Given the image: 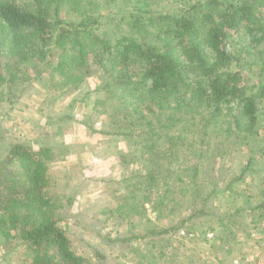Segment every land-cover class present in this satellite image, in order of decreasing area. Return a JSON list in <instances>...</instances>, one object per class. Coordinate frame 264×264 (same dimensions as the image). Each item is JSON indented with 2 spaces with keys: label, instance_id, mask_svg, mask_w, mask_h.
<instances>
[{
  "label": "trees",
  "instance_id": "16d2710c",
  "mask_svg": "<svg viewBox=\"0 0 264 264\" xmlns=\"http://www.w3.org/2000/svg\"><path fill=\"white\" fill-rule=\"evenodd\" d=\"M116 1L0 0V98L32 78L30 70L42 84L48 70L49 87L70 84L78 94L90 70L98 68L103 82L93 107L109 122L110 130L103 134L136 138L140 152L156 159V172L150 168L134 176L140 189L158 187L163 165L157 159L167 160L165 176L172 178L187 149L189 159H198L190 166L195 179L201 159L196 156V139L208 158L229 154L236 141L253 149L248 142L264 120V63L259 64L258 84L251 86L233 65L242 52V60H247L264 44V0H170L168 11L156 8L165 0H125V6ZM116 20L127 29H112ZM231 35L240 38V46L235 47ZM55 150L59 151L57 145L42 142L33 149L18 141L0 158V247L6 249L0 264L117 263L98 249L92 256L77 253L66 227L59 225L62 197L53 196L55 180L48 172L57 158ZM259 150L264 153V145ZM126 155L121 154L123 159ZM251 161L246 159L247 169ZM125 190L116 209L121 215L150 198ZM216 191L214 187L201 197V207L192 206L193 213L179 225L150 228L144 236H163L194 217L217 216L208 204ZM158 194L149 200L159 216L171 211L172 204ZM72 196L64 195L67 205ZM221 226L226 228V223ZM137 237L141 236H101L116 246Z\"/></svg>",
  "mask_w": 264,
  "mask_h": 264
},
{
  "label": "rangeland",
  "instance_id": "374dc122",
  "mask_svg": "<svg viewBox=\"0 0 264 264\" xmlns=\"http://www.w3.org/2000/svg\"><path fill=\"white\" fill-rule=\"evenodd\" d=\"M120 1L125 6V0L116 2ZM170 5L171 1L165 0L156 8L168 11ZM262 12L264 17V10ZM110 25L116 31L128 27L124 23L119 26L117 20ZM230 37L237 42L235 47L240 46L237 35ZM257 47L247 60H242V52L240 60L233 65L250 86L258 84L259 64L264 63V44ZM29 72L32 78L22 87L18 86L14 92L0 98V158L18 141L33 149L42 142L57 145V158L48 165V172L55 180L53 196L62 197L59 225L66 227L72 248L77 253L92 256L94 249H98L109 259H115L117 263L114 264H219L235 256L249 264H264V153L259 150L264 145L263 119L259 120L257 136L248 142L253 149L236 141L229 154L208 158L196 139L195 152L201 159L195 179H192L190 166L198 159H189L187 149L180 156L184 163L178 165V172H174L172 178L165 176L169 171L167 160L157 159L163 165L155 182L158 187L140 189L135 185L134 176L150 168L156 172V159H149L150 153L140 152L141 147L133 142L136 138L128 140L103 134L110 130L109 122L105 115L95 114L93 107L101 96V71L92 68L78 94L76 89L68 88L70 84L49 87L48 70L43 73L45 84L36 81L31 70ZM60 111L62 113L54 116ZM48 117L52 123H48ZM122 153L128 154L125 159ZM249 158L252 161L247 169L245 161ZM177 174L182 181L177 180ZM168 186L171 188L165 190ZM126 187L135 190L137 196L150 195L148 200L141 202L143 206L127 216L116 210L122 203ZM214 187L217 191L208 204L211 202V212L217 216H199L197 220L194 217L163 236H144L150 228L179 225L193 213L192 206L201 203V197ZM159 191L172 204V210H165L158 216L149 199L157 197ZM64 195H73L69 205ZM251 206L254 207L252 211L248 208ZM222 223H226V228H221ZM105 234L110 239L125 234L142 238L116 246L101 238ZM156 239L161 241L157 243ZM152 244L156 245L152 247ZM23 249L20 247L19 251ZM5 251L0 247V259ZM20 257L24 259L23 255Z\"/></svg>",
  "mask_w": 264,
  "mask_h": 264
},
{
  "label": "built area",
  "instance_id": "2783aa9c",
  "mask_svg": "<svg viewBox=\"0 0 264 264\" xmlns=\"http://www.w3.org/2000/svg\"><path fill=\"white\" fill-rule=\"evenodd\" d=\"M219 264H249V263H247V261H245L243 258H241L239 256H235V257H232L231 259H229L227 262L222 261Z\"/></svg>",
  "mask_w": 264,
  "mask_h": 264
}]
</instances>
